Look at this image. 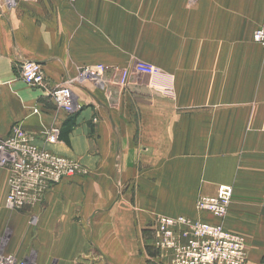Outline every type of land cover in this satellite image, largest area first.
Masks as SVG:
<instances>
[{"label":"crops","instance_id":"0c3cea01","mask_svg":"<svg viewBox=\"0 0 264 264\" xmlns=\"http://www.w3.org/2000/svg\"><path fill=\"white\" fill-rule=\"evenodd\" d=\"M263 20L264 0H0V137L19 126L82 165L17 211L0 166L4 251L30 264H169L150 226L173 196L176 215L221 223L243 238L244 264H264V47L251 37ZM154 57L172 66L173 102L146 78L116 83L117 66ZM25 60L41 65V87L20 79ZM94 64L105 86L70 82ZM64 84L75 125L69 143L47 144L72 116L48 95ZM220 185L232 188L227 213L197 210Z\"/></svg>","mask_w":264,"mask_h":264},{"label":"built area","instance_id":"2783aa9c","mask_svg":"<svg viewBox=\"0 0 264 264\" xmlns=\"http://www.w3.org/2000/svg\"><path fill=\"white\" fill-rule=\"evenodd\" d=\"M6 2L13 4L15 0H6ZM252 41L264 47V20L253 30ZM104 68L102 64L84 67L77 76L70 79V82L87 76L97 78L98 82ZM136 70L148 77L151 87L159 89L168 96L173 93L171 75L147 62H138ZM127 73L123 72L122 81L127 78ZM19 77L30 87H41L45 80L41 65L30 60L21 63ZM1 87L2 84L0 91ZM48 95L56 108L69 115L74 114L76 110L74 96L67 84L50 90ZM59 133L60 128L56 126L49 128L44 135L45 142L54 144L58 141ZM0 166L6 167L10 172L5 206L12 211L22 209L44 188L64 178H70L82 169L76 160L35 144L29 134L19 126H13L8 136L0 137ZM231 192V186L220 185L218 195L199 196L195 201V207L199 211H207L217 218H222L229 208ZM156 225L161 236L160 244H164L162 246L170 250L171 264L245 263L243 238L225 229L221 223L211 224L179 215L159 217ZM0 264L30 263L6 253L0 241Z\"/></svg>","mask_w":264,"mask_h":264},{"label":"rangeland","instance_id":"374dc122","mask_svg":"<svg viewBox=\"0 0 264 264\" xmlns=\"http://www.w3.org/2000/svg\"><path fill=\"white\" fill-rule=\"evenodd\" d=\"M196 1V0H195ZM252 37V36H251ZM152 38H154V36H152ZM137 45V47H139V46H145L146 44H143V43H141V44H139V43H137L136 44ZM147 46V45H146ZM154 46H158V45H155V44H152L151 46H150V50H151V52H152V54H154V55H156L157 53H159V52H154L151 48H153ZM263 47V46H262ZM146 49H149V47L147 46L146 47ZM167 61H168V59H160L159 57H154V58H151V61L150 62H152V63H154V64H156V65H154V64H152V63H150L151 65H153V66H155V67H157L160 71H163V72H165V73H167V74H169V75H171V77H172V79H173V93L171 94V95H165V94H163L162 92H160V90L159 89H156V88H153V87H151L150 85H149V79H148V77L145 75V74H143V73H140V72H138L137 70H136V64L138 63V62H145L143 59H141V58H135L134 60H130L129 61V63L127 64V65H124V66H117L116 68H115V70H116V77H117V85L119 86V87H124L126 84H127V81H128V79H129V81H131V79L132 78H138L137 80H139V81H143L144 82V79L146 78V82H147V84H148V87H149V90L151 91V92H153V93H155L156 94V96H158L159 98H163V99H166L167 101H170V102H173L174 101V99H175V97H176V89H175V81H174V76H173V73H172V66H170V67H168L166 64H167ZM170 62L172 63V65H173V60L172 59H170ZM148 63V62H147ZM95 65V64H94ZM103 65V64H102ZM88 66H91V65H87V66H84V67H88ZM104 66V65H103ZM84 67H82V68H80L79 69V71H78V74H79V72L84 68ZM105 68H104V70L101 72V74H100V80L97 82V78H92V77H90V76H87V78H90L91 80H93L94 81V83H96L97 85H99V86H101V87H103V86H105L106 85V82H105V74H106V70H107V67L106 66H104ZM124 71H126V73H127V78H125L124 79V81H122V79H121V76H122V74H123V72ZM73 78V77H72ZM84 79V77L83 78H80L79 80H77V81H81V80H83ZM75 82V81H74ZM68 85V84H67ZM69 86V85H68ZM70 87V86H69ZM57 154V153H56ZM61 156H64V155H61ZM64 157H66V158H69L68 156H64ZM70 159V158H69ZM77 163H79V162H77ZM80 164V163H79ZM82 165H80V167H81ZM82 171V169L80 170V172ZM170 197H172L170 200H168V203H167V208H168V211H167V213L166 214H168L167 216H165V215H160V216H154L153 217V219H152V221H151V223H152V226H150V228H152V233H153V239H152V242H151V247H150V250L152 251V252H163V253H165L166 254V257L168 258V263L169 264H171V261H170V250H168L167 248H165L164 246H162V245H164V244H160V240H161V236H160V234H159V232H158V228H157V221H158V218L159 217H162V216H164V217H176V216H179V215H176L175 214V212L173 211L174 210V208H175V203H174V200H173V196H170ZM231 198V197H230ZM169 199V198H168ZM202 212H204V211H202ZM208 213V212H207ZM210 214V213H209ZM183 216V215H182ZM186 217V216H185ZM190 218V217H189ZM216 218V217H215ZM165 248V249H164Z\"/></svg>","mask_w":264,"mask_h":264},{"label":"trees","instance_id":"16d2710c","mask_svg":"<svg viewBox=\"0 0 264 264\" xmlns=\"http://www.w3.org/2000/svg\"><path fill=\"white\" fill-rule=\"evenodd\" d=\"M74 125H75V122H74L73 115H72L61 126L60 133H59V138L62 139L63 141H65L66 143H69L68 134L70 133V131L72 130Z\"/></svg>","mask_w":264,"mask_h":264},{"label":"bare ground","instance_id":"6f19581e","mask_svg":"<svg viewBox=\"0 0 264 264\" xmlns=\"http://www.w3.org/2000/svg\"><path fill=\"white\" fill-rule=\"evenodd\" d=\"M204 212H207V211H204ZM209 213V212H208ZM211 214V213H210ZM212 215V214H211ZM213 216V215H212ZM215 217V216H214ZM217 218V217H216Z\"/></svg>","mask_w":264,"mask_h":264}]
</instances>
